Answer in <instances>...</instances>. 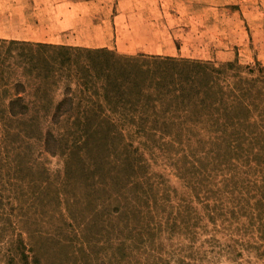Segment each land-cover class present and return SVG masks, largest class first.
<instances>
[{
  "label": "rangeland",
  "instance_id": "obj_1",
  "mask_svg": "<svg viewBox=\"0 0 264 264\" xmlns=\"http://www.w3.org/2000/svg\"><path fill=\"white\" fill-rule=\"evenodd\" d=\"M138 1L141 3L128 0L125 5L135 2L134 7H141L150 1V56L104 50L122 56L199 61L217 68L227 63L253 70L264 68V0ZM155 43L164 45L158 48L161 54L153 53ZM36 46L0 44V62L4 64L2 59L9 53L5 65L11 74L9 81L0 85L1 95L26 96L17 93L28 84L21 79L26 56L55 61L78 56L71 49H88ZM38 66L48 67L45 62ZM67 73L61 72L58 86L49 92H30V96L48 95L54 101L65 95L80 96L75 76ZM114 121L118 123L119 118ZM115 131L106 157L118 167H136L130 171L129 182L147 179L145 189L153 183L173 231L165 230L157 237L148 232L145 244L136 240L139 248L131 239L126 240L124 252L130 255L114 264H264V218L247 225H237L236 220L225 226L221 220L212 224L195 189L197 175L193 186L184 178L187 166L179 147L174 148L169 139L154 140L150 133L131 125ZM81 137H86L85 133L48 126L22 131L0 124V264H112L106 259L108 231L120 241L134 237V228L140 224L149 227V212L128 226L116 214L111 215L109 211L117 204V186L83 173L89 164L98 165L101 160L92 150L97 144H76ZM258 176L263 178L264 172ZM137 189L141 195L143 190ZM139 202L141 209L144 200ZM102 227L109 230L103 232Z\"/></svg>",
  "mask_w": 264,
  "mask_h": 264
},
{
  "label": "trees",
  "instance_id": "obj_2",
  "mask_svg": "<svg viewBox=\"0 0 264 264\" xmlns=\"http://www.w3.org/2000/svg\"><path fill=\"white\" fill-rule=\"evenodd\" d=\"M71 51L78 56H62L55 61L25 57L21 79L28 84L17 93L21 91L26 96L17 94L11 98L0 93V124L5 129L22 131L48 126L85 133L86 137L76 144L98 145L99 151L92 150L98 152L101 162L89 164L83 173L98 176L103 182L105 178L117 186V204L109 211L111 215L116 214L128 226L138 217L144 218L145 212L150 213L149 227L140 224L134 228V237L116 241L108 231L106 259L112 264L124 261L130 255L124 252L128 239L139 248L137 239L145 244L149 234L157 237L165 230L173 231L153 183L145 189L147 179L129 182L130 171L136 167H118L110 156L106 157L107 145L116 137L115 129L126 125L150 133L154 140L169 139L174 148L179 147L187 166L184 178L193 186L197 175L195 189L212 224L221 220L225 226L236 220L237 225H247L264 218V177H257L264 172V68L253 70L234 63L217 68L199 61L122 56L104 49ZM8 55L2 59L4 64L0 62V85L11 78L5 65ZM39 62L49 68L39 67ZM63 71L68 72V77L75 76L80 96L65 95L59 101L48 95L30 96V92L46 93L57 87ZM14 87L19 86L16 83ZM115 117L123 123L115 122ZM137 188H143L141 195ZM139 199L144 200L141 209ZM164 222L168 224L166 229L162 227ZM107 229L102 227L103 232Z\"/></svg>",
  "mask_w": 264,
  "mask_h": 264
},
{
  "label": "crops",
  "instance_id": "obj_3",
  "mask_svg": "<svg viewBox=\"0 0 264 264\" xmlns=\"http://www.w3.org/2000/svg\"><path fill=\"white\" fill-rule=\"evenodd\" d=\"M127 1L0 0V41L150 56V1ZM155 45L153 53L161 54L164 45Z\"/></svg>",
  "mask_w": 264,
  "mask_h": 264
}]
</instances>
